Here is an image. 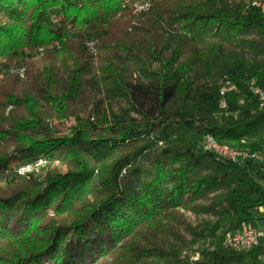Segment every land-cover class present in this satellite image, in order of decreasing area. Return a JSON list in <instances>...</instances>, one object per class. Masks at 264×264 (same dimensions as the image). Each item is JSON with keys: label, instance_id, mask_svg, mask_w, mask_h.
<instances>
[{"label": "trees", "instance_id": "16d2710c", "mask_svg": "<svg viewBox=\"0 0 264 264\" xmlns=\"http://www.w3.org/2000/svg\"><path fill=\"white\" fill-rule=\"evenodd\" d=\"M252 1L0 0V264L262 263L216 244L264 222V161L203 148L264 154Z\"/></svg>", "mask_w": 264, "mask_h": 264}, {"label": "built area", "instance_id": "2783aa9c", "mask_svg": "<svg viewBox=\"0 0 264 264\" xmlns=\"http://www.w3.org/2000/svg\"><path fill=\"white\" fill-rule=\"evenodd\" d=\"M257 9L260 14L264 15V3L259 4ZM91 45L92 41L88 43V47H91ZM18 75H20V72H18ZM252 93L256 97L258 103L262 104V111L264 112V90L258 87L257 90L252 91ZM240 103H242V101H240ZM203 148L205 151L213 153L217 158L233 163L262 161V156L259 154L251 153L245 150H227L225 145L217 143L214 139H210L209 136L205 138ZM39 164H41V162H32V164H24L20 167L21 169H24V174H30L33 170L39 167ZM216 245L235 252H248L259 245L264 246V226L257 228L253 223H243L237 231L224 235ZM207 247L212 251L214 250L215 245L211 243L208 244ZM188 260L193 262L197 260V256H192L191 258H188ZM261 264H264V257Z\"/></svg>", "mask_w": 264, "mask_h": 264}, {"label": "rangeland", "instance_id": "374dc122", "mask_svg": "<svg viewBox=\"0 0 264 264\" xmlns=\"http://www.w3.org/2000/svg\"><path fill=\"white\" fill-rule=\"evenodd\" d=\"M146 2H141V3H138L136 6H139V5H143V4H145ZM147 11V10H146ZM143 12H145V11H143ZM16 75H18V72H16ZM19 76V75H18ZM19 79H23V78H21L20 76H19ZM70 124H67V125H65L67 128H68V126H69ZM62 128H65L64 127V125L63 126H61ZM230 149H232V148H230ZM262 160L264 161V154H263V156H262ZM38 161H42L41 162V165H40V167H38L37 169H35V170H33V172H36V173H38V175L36 176V179H41V180H43L44 179V176H45V173H46V163H45V161L44 160H42V159H39V160H37V161H35V162H38ZM32 163V162H31ZM28 164V163H27ZM54 166H58V165H54ZM59 168H60V170H63L64 172H65V169L63 168V167H60V166H58ZM27 175V174H26ZM26 175H21V176H26ZM4 189V188H3ZM184 217L185 218H187L190 222H194V217L192 216V214H190V213H185V215H184ZM63 219H66V218H63ZM60 220V219H59ZM255 226L257 227V228H260V227H263L264 226V222H256L255 223ZM209 244H211V243H209ZM197 249H196V251H195V253L196 254H194V253H192V252H190V251H184L183 252V254H182V256H183V258H191L192 256H196L197 255ZM185 258V259H186ZM92 261L91 260H89L86 264H90ZM111 259L109 258V257H106V258H104L103 259V261L101 262V263H98V264H111ZM44 264H47V261H44ZM92 264H97V263H94V261H93V263Z\"/></svg>", "mask_w": 264, "mask_h": 264}, {"label": "bare ground", "instance_id": "6f19581e", "mask_svg": "<svg viewBox=\"0 0 264 264\" xmlns=\"http://www.w3.org/2000/svg\"><path fill=\"white\" fill-rule=\"evenodd\" d=\"M261 3H264V0H253L252 2H251V6L252 7H255V8H257V7H259V4H261ZM146 8V6H139L137 9L139 10V11H142V10H144ZM20 76L22 77V72L20 71ZM257 88L258 87H253L252 88V91H255V90H257ZM230 90H234V88L233 87H231V86H227V88H225V89H223V93L225 92V91H230ZM260 109H262V104H260ZM210 137V136H209ZM210 139H213L212 137H210ZM227 150H231V151H240V150H238V149H230V148H227V147H225ZM35 162V161H34ZM38 162H42V161H38ZM28 164H32V163H28ZM40 165L41 164H39V167H40ZM17 174L18 175H26V174H24V169H21V167L20 168H18V170H17ZM184 255V254H183ZM186 258V257H185Z\"/></svg>", "mask_w": 264, "mask_h": 264}]
</instances>
